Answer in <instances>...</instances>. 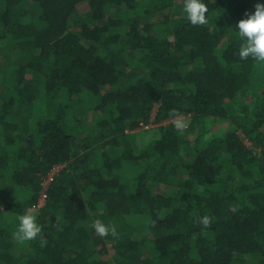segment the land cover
I'll return each instance as SVG.
<instances>
[{
  "label": "trees",
  "instance_id": "16d2710c",
  "mask_svg": "<svg viewBox=\"0 0 264 264\" xmlns=\"http://www.w3.org/2000/svg\"><path fill=\"white\" fill-rule=\"evenodd\" d=\"M202 2L0 0V264H264V0Z\"/></svg>",
  "mask_w": 264,
  "mask_h": 264
},
{
  "label": "clouds",
  "instance_id": "9594fccd",
  "mask_svg": "<svg viewBox=\"0 0 264 264\" xmlns=\"http://www.w3.org/2000/svg\"><path fill=\"white\" fill-rule=\"evenodd\" d=\"M183 11L186 19L192 25H203L206 23L205 13L207 8L202 0H184ZM247 18L239 21L236 26L238 31V39L240 40L239 57L253 59L264 62V3H257L254 13L246 14ZM186 125L182 122L176 123L177 129H183ZM202 225L207 227L210 223L208 217H203L200 221ZM97 235L103 237L109 234L116 235L114 227L106 226L97 220L93 225ZM41 226L37 223L35 216L24 214L20 217L19 226L14 233V238L21 243L42 239ZM46 243V241H44Z\"/></svg>",
  "mask_w": 264,
  "mask_h": 264
},
{
  "label": "built area",
  "instance_id": "2783aa9c",
  "mask_svg": "<svg viewBox=\"0 0 264 264\" xmlns=\"http://www.w3.org/2000/svg\"><path fill=\"white\" fill-rule=\"evenodd\" d=\"M170 123V121H166L163 122L162 124H168ZM154 126H158V124H156L154 117L151 119V124L145 126V129H149L150 127H154ZM245 143L250 146L251 144L245 140ZM63 167H59L54 169L44 180H43V189L40 193V197H39V201L38 204L36 206V209L39 210L41 208L44 207L46 201H47V189L50 186V184L54 181L55 177L57 176V173L59 172L60 169H62Z\"/></svg>",
  "mask_w": 264,
  "mask_h": 264
},
{
  "label": "rangeland",
  "instance_id": "374dc122",
  "mask_svg": "<svg viewBox=\"0 0 264 264\" xmlns=\"http://www.w3.org/2000/svg\"><path fill=\"white\" fill-rule=\"evenodd\" d=\"M187 122V121H186ZM187 125V124H186Z\"/></svg>",
  "mask_w": 264,
  "mask_h": 264
}]
</instances>
